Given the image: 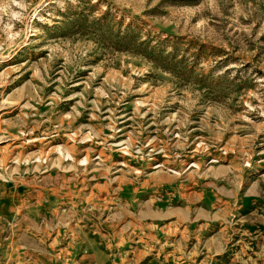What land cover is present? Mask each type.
<instances>
[{
  "label": "rangeland",
  "instance_id": "rangeland-1",
  "mask_svg": "<svg viewBox=\"0 0 264 264\" xmlns=\"http://www.w3.org/2000/svg\"><path fill=\"white\" fill-rule=\"evenodd\" d=\"M264 264V0H0V264Z\"/></svg>",
  "mask_w": 264,
  "mask_h": 264
},
{
  "label": "crops",
  "instance_id": "crops-1",
  "mask_svg": "<svg viewBox=\"0 0 264 264\" xmlns=\"http://www.w3.org/2000/svg\"><path fill=\"white\" fill-rule=\"evenodd\" d=\"M26 264H56L46 253L34 257H27Z\"/></svg>",
  "mask_w": 264,
  "mask_h": 264
}]
</instances>
